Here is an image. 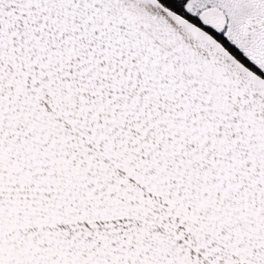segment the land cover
I'll return each instance as SVG.
<instances>
[{"label":"snow or ice","instance_id":"snow-or-ice-1","mask_svg":"<svg viewBox=\"0 0 264 264\" xmlns=\"http://www.w3.org/2000/svg\"><path fill=\"white\" fill-rule=\"evenodd\" d=\"M0 264H264V0H0Z\"/></svg>","mask_w":264,"mask_h":264}]
</instances>
